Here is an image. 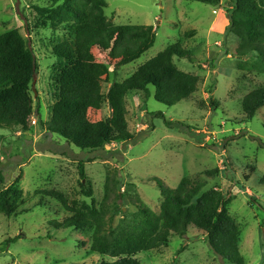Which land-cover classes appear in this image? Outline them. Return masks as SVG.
<instances>
[{
    "label": "rangeland",
    "instance_id": "rangeland-1",
    "mask_svg": "<svg viewBox=\"0 0 264 264\" xmlns=\"http://www.w3.org/2000/svg\"><path fill=\"white\" fill-rule=\"evenodd\" d=\"M105 1L104 13L111 22L150 24L157 26V33L154 45L116 75L107 55L93 50L106 68L101 71L104 102L100 109L88 111L89 119L111 116L106 98L110 85L124 80L175 42L197 57L195 64L174 59L178 68L198 75L197 89L189 99L174 105L157 102L152 86L149 97L131 91L126 95L127 121L136 140L114 141L96 150L75 147L39 122L51 117L55 92L52 66L57 61L51 41L66 33L65 23L52 24L36 14L33 6H47L49 0H0V34L19 29L37 61L31 83L35 123L25 131L0 128L3 187L17 182L22 189L15 212H0V264H98L113 260L116 233L48 226V220H62L67 212L41 191L55 189L68 199L98 204L105 176L114 169L122 182L121 207L129 217L137 210L131 201L136 197L159 212L162 196L153 178L173 188L189 176L204 182V190L215 188L232 194L228 211L239 227V249L245 264H264V182L260 181L264 176V105L252 119L245 120L240 104L248 91L264 85V73L237 68L233 55L237 39L232 33L225 34L230 0H219L216 5L190 0ZM254 59L247 56L241 61L251 63ZM158 111L163 117L154 114ZM164 120L183 122L186 127L167 126ZM223 141L226 145L221 148ZM80 161L90 181L91 198L81 192L80 182L88 184L80 177ZM251 165L255 170L245 180L243 173H248ZM214 168L217 172L205 173ZM123 216L119 213L114 217L116 231ZM186 236L172 235L166 245L136 257L140 264H230L210 248L197 229L189 228Z\"/></svg>",
    "mask_w": 264,
    "mask_h": 264
},
{
    "label": "trees",
    "instance_id": "trees-1",
    "mask_svg": "<svg viewBox=\"0 0 264 264\" xmlns=\"http://www.w3.org/2000/svg\"><path fill=\"white\" fill-rule=\"evenodd\" d=\"M216 5L219 0H190ZM47 6L34 5L36 14L52 24L65 23L66 33L51 41V50L57 61L52 66L55 92L50 105L51 117L42 122L46 129L64 138L80 149L96 150L114 141L134 142L128 129L126 95L143 92L165 105L189 99L196 91L198 75L183 71L174 59H186L190 64L197 57L181 43L167 45L122 81H114L106 95L111 116L91 120L88 111L98 110L104 102L101 71L106 65L97 60L94 49L105 53L114 63L113 73L135 60L151 48L156 40L157 26L150 24H115L105 16V0H49ZM227 11L226 33L237 39L233 55L237 68L264 73V0H230ZM223 42V46H224ZM224 54H227L224 50ZM253 56L251 63L242 58ZM37 69L35 53L27 44L19 29L12 28L0 34V128L28 130L35 112L31 83ZM241 110L250 120L264 105V85L248 91L241 100ZM163 117V113L158 111ZM167 126L186 127L183 122L164 120ZM35 123V119H34ZM179 128V127H178ZM223 141L221 148H224ZM243 178L248 180L255 166L248 167ZM117 169L108 171L104 180V193L98 204L68 199L55 189L42 190L54 198L67 212L62 220L50 219L48 226L54 229H93L94 232L116 233L113 260H101L98 264H140L136 255L170 241L172 235L184 238L189 228L200 231L210 248L230 264H245L239 249V227L228 211L234 196L212 188L204 190L205 183L182 177L178 184L167 187L157 180L162 200L159 212L151 210L139 197L131 201L137 210L128 216L121 207L122 182ZM218 169L206 170L214 173ZM81 192L92 197L90 181L85 175L84 162L78 164ZM264 182V176L260 179ZM5 175L0 167V212H15L22 197L18 183L3 187ZM123 213L118 230L113 227L114 217ZM187 237V236H186ZM182 250L181 248L178 250ZM177 251V252H178Z\"/></svg>",
    "mask_w": 264,
    "mask_h": 264
},
{
    "label": "water",
    "instance_id": "water-1",
    "mask_svg": "<svg viewBox=\"0 0 264 264\" xmlns=\"http://www.w3.org/2000/svg\"><path fill=\"white\" fill-rule=\"evenodd\" d=\"M34 94H36V91H34Z\"/></svg>",
    "mask_w": 264,
    "mask_h": 264
},
{
    "label": "built area",
    "instance_id": "built-area-1",
    "mask_svg": "<svg viewBox=\"0 0 264 264\" xmlns=\"http://www.w3.org/2000/svg\"><path fill=\"white\" fill-rule=\"evenodd\" d=\"M33 123H34V119H33Z\"/></svg>",
    "mask_w": 264,
    "mask_h": 264
}]
</instances>
